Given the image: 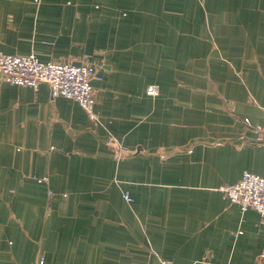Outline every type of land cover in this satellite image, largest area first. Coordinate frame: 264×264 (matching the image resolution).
<instances>
[{
	"label": "crops",
	"instance_id": "crops-1",
	"mask_svg": "<svg viewBox=\"0 0 264 264\" xmlns=\"http://www.w3.org/2000/svg\"><path fill=\"white\" fill-rule=\"evenodd\" d=\"M1 53L103 79L91 119L0 73V264H264L220 190L264 177V0H0Z\"/></svg>",
	"mask_w": 264,
	"mask_h": 264
},
{
	"label": "built area",
	"instance_id": "built-area-1",
	"mask_svg": "<svg viewBox=\"0 0 264 264\" xmlns=\"http://www.w3.org/2000/svg\"><path fill=\"white\" fill-rule=\"evenodd\" d=\"M0 73L3 78L13 84L38 88L42 82L51 85L54 96H65L81 104L91 119H97L95 106L97 103V88L94 82L103 79L99 67L89 62L44 61L36 53L0 54ZM160 87L151 84L147 93L157 95ZM250 123L249 118H245ZM257 139L264 142V122L256 128ZM43 180V179H39ZM224 196L238 203L243 210L256 209L264 218V177L245 171L241 178L233 184L220 187ZM125 198L132 200L129 193ZM45 257L39 260L43 264ZM163 264H172L163 261ZM200 264V263H195Z\"/></svg>",
	"mask_w": 264,
	"mask_h": 264
},
{
	"label": "water",
	"instance_id": "water-1",
	"mask_svg": "<svg viewBox=\"0 0 264 264\" xmlns=\"http://www.w3.org/2000/svg\"><path fill=\"white\" fill-rule=\"evenodd\" d=\"M112 143H113V144H115V141H114V140H112ZM116 147H117V145H116Z\"/></svg>",
	"mask_w": 264,
	"mask_h": 264
}]
</instances>
